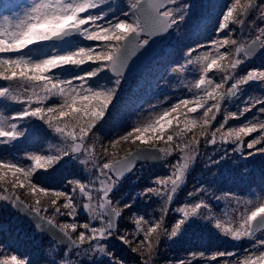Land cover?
Wrapping results in <instances>:
<instances>
[{
  "label": "snow or ice",
  "instance_id": "obj_1",
  "mask_svg": "<svg viewBox=\"0 0 264 264\" xmlns=\"http://www.w3.org/2000/svg\"><path fill=\"white\" fill-rule=\"evenodd\" d=\"M193 7L187 0H29L20 12L0 17V81L7 82L0 85V105H21L11 114L0 111V202L27 207L37 218V228L50 235L53 244L43 257L45 264H126L112 250L113 239L137 254L138 264H156L161 240L179 238L200 220L212 223L233 241L252 242L242 256L218 251L210 260L264 264V194L256 193L254 199L232 193L215 196L200 186L187 193L196 199L176 207L177 217L171 226L166 223L174 199L201 154V139L205 147H215L207 167L218 165L230 153L245 160L264 153V68L240 72L242 65L264 51V0H229L213 37L206 44L189 47L183 63L171 68L181 76L198 73L194 82L184 85L192 98L180 97L152 111L146 120L101 145V153L96 151L99 126L109 118L120 125L113 101L131 60L156 38H166L187 24ZM101 74H106L110 86L99 83ZM252 83L259 91L243 95ZM241 96L237 110L225 107L218 121L222 106ZM53 100L57 102L49 103ZM242 118V126L225 130L230 120ZM43 128L59 143L47 153L26 151L17 158L13 146ZM257 132L260 135L245 144V137ZM121 143L137 146L124 156L109 152V147L115 149ZM216 152L218 159L213 158ZM173 156L176 159L167 162ZM150 161L166 162L169 174L154 178V186L131 199L127 194L117 199L123 181L137 164ZM60 167L72 171L61 178L63 188H53L54 173ZM17 190H26L34 197L33 203L26 205ZM152 197L162 202L159 219L149 220L133 211L138 198ZM211 199L234 203L233 214L220 218ZM126 214L134 227L121 231ZM60 217L65 219L57 223ZM197 255L205 257L203 252L191 253L190 259L167 264H193ZM0 264L34 261L30 255L0 245Z\"/></svg>",
  "mask_w": 264,
  "mask_h": 264
},
{
  "label": "rangeland",
  "instance_id": "obj_2",
  "mask_svg": "<svg viewBox=\"0 0 264 264\" xmlns=\"http://www.w3.org/2000/svg\"><path fill=\"white\" fill-rule=\"evenodd\" d=\"M29 0H17L13 2L3 16H12L14 13L20 12L21 9L27 5ZM122 3L123 0H120ZM188 3L194 5L191 9L192 13L194 14L192 19L187 23L180 26L179 29L175 30L172 33V37L170 42L167 46L162 49V52L159 56H157L148 66H146L141 72H139L133 78H129L128 80H123L120 88L117 92V95L113 101L115 104V109L113 112H119L121 117L120 125L117 127L115 126V122L110 121L109 124L113 125L112 134L113 138L115 135L122 134L123 132L127 131L128 128L137 121L146 120L152 111H158L160 108L164 106H170L174 102H178L180 97L184 98H192V93H189L187 88L184 86L189 82H194L196 78H198V73L189 71L183 76L178 74H173L171 72V68L178 66L179 63H183L185 59V55L188 51L189 47H194L197 42L200 43H207L210 38L213 37L216 23L220 18V14L222 11L226 9V5L229 3V0H187ZM1 16V17H3ZM254 17V14H253ZM253 17H250L252 19ZM223 35V34H221ZM209 50V49H201L200 51ZM198 53H193V55H197ZM86 67V66H85ZM250 68H264V52L254 61L252 64L247 65L245 67L241 66L240 72L243 74L246 72L247 69ZM210 76L213 73H209ZM183 80V83L181 82ZM99 83L101 85L110 86V81L107 78L106 74H101V78L99 79ZM4 84H7L5 82ZM0 83V85H4ZM259 91V86L255 83H252L246 86V91L243 95L253 94ZM123 94L121 95V93ZM120 96V97H119ZM124 98V99H123ZM123 99V100H121ZM243 100V96L239 100H236L233 103H225L222 106L221 114L218 115V121H222L223 115L225 114L223 109L226 107L228 111H236L237 105L241 103ZM57 102L55 100L50 101L49 103ZM151 105H158L157 109H152ZM7 106H2L0 111H4L7 114H11L13 112L9 111ZM202 111V110H201ZM255 109H253L252 113H248L247 116L251 117ZM197 113L195 115H199ZM264 118V117H262ZM244 119L241 120H230L229 123L226 125L225 130L228 127H239L242 126ZM214 126H218L216 122H213ZM108 125L99 126V131L102 127H107ZM199 131V130H197ZM100 133V132H99ZM98 133V136H99ZM48 134L43 139L47 138L49 141H56L55 144L58 143V139L53 137L46 128L40 130L37 135L29 134L27 139H22L17 142L15 145L20 146L21 151L17 153L13 150V154L20 158L22 157L25 152L43 151V145L40 142H37V138L41 137L42 135ZM192 134L189 133V136ZM260 133H253L249 137H245V144L248 140L259 136ZM100 138L97 143L100 142ZM36 141V142H35ZM125 145H132L131 143H124ZM13 146V148L15 147ZM98 153L102 152L101 145L99 144ZM135 147L137 145H134ZM226 148H231L232 145H226ZM257 147H260L258 145ZM111 148V147H110ZM135 149V148H134ZM133 149V150H134ZM207 147L204 146L203 141L201 140L200 152L201 154L195 161V163L190 168V171L187 175V183L184 185V189H187V193L190 191H194L195 188L204 186L210 190L212 194L215 196H222L225 193H232L238 194L244 198H255L256 193L264 194V178H260L256 183L248 185L250 187L242 189L240 187V183L234 182L233 184H227L231 178H238L240 177V162L244 159L240 157L239 154H232L230 153L228 158L223 160L218 165H214L211 167L199 166L197 165L198 161L200 162L201 159H205L208 162V157L213 155L214 151H206ZM109 152H113L114 149H108ZM119 151L117 156L122 153L126 152L127 148L121 147L117 148ZM245 152L249 151L245 147ZM264 153H257L255 156L263 155ZM126 155L123 154L121 156ZM179 153L176 154L178 156ZM220 153L216 152L213 158L218 159ZM176 156L169 157L167 162H171L172 160L176 159ZM166 162L162 161L158 165H152L155 168L151 170L153 174H160L159 177H165L169 174L170 169L166 168ZM145 165V164H144ZM217 166V168H216ZM203 167V168H201ZM206 167V170H205ZM237 168V170L234 169ZM143 165H139V167L135 170V180L139 178L144 180L142 176H145L146 171L143 170ZM208 168L209 170H213L215 176L218 179L211 178L209 176L208 179L201 180L200 176L203 177L205 175V171ZM232 170V172H230ZM256 172H259L261 169L255 168ZM204 171V172H203ZM150 172V173H151ZM217 172V173H216ZM197 176L194 178L193 174ZM228 181H224L225 179ZM191 179V181H189ZM219 179L221 181H219ZM153 179H150V183ZM152 184V183H151ZM153 185V184H152ZM127 184H122L120 190L126 187ZM53 188H63V185H58L57 187ZM18 195L21 199L26 201L28 204H32L34 201V197L27 194L26 190H17ZM181 192H179L178 196L176 197L177 206L174 207V210L178 206H182L184 203L193 202L196 197L188 198L187 194L183 199L180 198ZM120 193L116 194V198L120 197ZM210 203L212 205L213 211L222 219H228L229 216L233 214V209L236 208L234 203H229L227 200H220L217 201L216 199H211ZM0 211L3 212V209L6 211V214L3 216V219L0 221V230L6 229L8 227L15 228L16 233H19L23 238L28 240V244H30L33 248L30 249H22V254H31V258L34 261V264H45L40 261L43 259L46 251L52 246L53 241L49 238H45L42 236L35 226L32 223L27 222L23 219L22 216L18 215L14 210L11 208V203L9 202H0ZM243 208H240L242 211ZM176 213V212H175ZM238 214V213H237ZM43 215V213H41ZM127 215L124 220L121 221V227L129 220L127 219ZM176 213V217H177ZM64 217H60L57 219V223H60L64 220ZM80 219H84L83 215ZM127 222V223H128ZM128 228V227H126ZM113 242V241H112ZM111 242V243H112ZM159 247V256L156 260V264H167L168 261H177L179 259H190L191 253H205V257L201 258L199 255L193 260V264H221L223 258H220L217 261L210 260V256L218 251H232L237 252L241 256L244 254V250L250 246L252 243L251 241L245 239L239 242L231 240L229 237L222 235L218 230H216L212 223L200 220L197 223L193 224L188 230L179 238L174 240H167L166 238L161 240ZM112 246V245H111ZM31 252V253H28Z\"/></svg>",
  "mask_w": 264,
  "mask_h": 264
},
{
  "label": "trees",
  "instance_id": "obj_3",
  "mask_svg": "<svg viewBox=\"0 0 264 264\" xmlns=\"http://www.w3.org/2000/svg\"><path fill=\"white\" fill-rule=\"evenodd\" d=\"M17 0H0V17L5 15L6 12L8 11L9 6L13 3L16 2ZM0 83L4 84L5 82L0 81ZM6 85V84H4ZM123 94V92L121 93V95ZM120 97V96H119ZM124 99V98H123ZM121 99V100H123ZM4 106V105H0V108ZM6 108H9V106H7ZM21 105H11V107L9 108V111L11 112H15L20 110ZM112 121L110 118L107 122L103 123L104 125H108L106 128L102 127V129H100V133H99V138L101 139L99 143L96 142V150H99L100 147V143L107 145L108 141L113 139V134H112V128L113 125L109 124V122ZM113 122V121H112ZM45 136H48V134L42 135L41 137L37 138V142H40L44 147L43 150L47 153L52 146L56 145V141H49V139L45 138L43 139ZM203 141V139H201ZM35 141V142H36ZM59 143V141H58ZM121 147H125L127 148V151L129 149H134L135 146L134 145H125L124 143H121L120 145L117 146V148H121ZM117 148L114 149V151L116 153H118L119 151L117 150ZM108 149H111L110 147ZM13 150L17 153L18 151H21L20 146L15 145V147L13 148ZM12 150V151H13ZM215 147H207L206 151L207 152H211L214 151ZM126 152H122L120 153L117 157L127 153ZM203 153V151H201ZM98 153V152H97ZM6 154V153H5ZM199 166H205L207 164V161L205 159H201V161L197 162ZM143 165V170L146 171L145 174L146 178L148 179V181L145 179V176H142V178L144 180H141L140 178L138 180H135V171L128 177L126 178L122 184H127V186L124 188H122L118 193H120V195H124L127 194V197L129 199H131L135 193L142 191L145 187L148 186H154L150 183V179H154L159 177L160 174H153V172H151V170L153 168H155L152 165H144L141 164V166ZM139 167V166H138ZM207 167V166H206ZM205 167V170H206ZM203 168V167H201ZM212 168V167H211ZM217 168V166H216ZM255 168H259L261 169L259 172H256ZM210 168H208L207 170H209ZM235 170H237V168L234 167ZM240 177L238 178V181H236V178H231L229 181L226 178L224 181H228L227 184H233L234 182H238L240 183V187H242V189L248 188L251 184L256 183L260 178H264V154L263 155H259V156H255V157H251L248 159H244L240 162ZM71 169L67 168V167H60L57 168V171L54 173V181L52 182V185L54 187H57L58 185H63V183L61 182V178L62 177H66V176H70L71 174ZM151 172V173H150ZM204 172V171H203ZM230 172H232V170H230ZM217 173V172H216ZM197 175L194 173L193 177L195 178ZM210 177V179L213 177L215 179H218L217 176L214 175L213 170H209L205 171V175L203 177L200 176L201 180H205L208 179V177ZM189 181H191V179H189ZM219 181H221L219 179ZM222 182L221 183H225ZM70 187V186H69ZM180 198L179 199H183L185 197V195L187 194V189L182 188V190L180 191ZM176 199V198H175ZM174 199L170 209H169V213L167 215V219H166V223L171 226V224L173 223L174 219L176 218V213L174 210V207L177 206L176 200ZM161 200L156 198V197H152L150 200H146V199H137L136 204L134 205V209L133 211H137L138 210V214L139 215H144L146 219L149 220H155V219H159L160 215H161ZM1 207V206H0ZM6 214V211L3 209V212L0 211V221L3 219V216ZM128 222V221H127ZM125 223L122 227H121V231L124 230V228L128 227L127 229L132 230L134 225L130 222ZM46 238V237H45ZM142 238V237H141ZM113 241V242H112ZM111 242V248L114 252H116L118 255H120L123 259L126 260V264H138L139 261V257L137 256V254L132 253L130 251V249H128L126 246L122 245L119 241L113 239ZM162 243V242H161ZM0 245L5 246L6 249L21 253L22 249H30L33 248L30 244H28V240H26L25 238H23L19 233H16L15 228H12L11 226L6 228V229H2L0 230ZM31 253V252H28ZM29 255V254H28ZM31 255V254H30ZM40 261H42V263H45L43 259H41ZM38 264H40L38 262Z\"/></svg>",
  "mask_w": 264,
  "mask_h": 264
},
{
  "label": "water",
  "instance_id": "obj_4",
  "mask_svg": "<svg viewBox=\"0 0 264 264\" xmlns=\"http://www.w3.org/2000/svg\"><path fill=\"white\" fill-rule=\"evenodd\" d=\"M172 37V34L168 35L166 38L164 37H158L156 38V42L154 44H152L149 48H147L146 50H143L140 54H138L135 58H133L130 62V66L127 68L126 70V75L124 77L123 80H128L129 78H133L134 76H136L139 72H141L146 66H148L154 58H156L157 56H159L161 54L162 49L167 46L170 42V39ZM264 51H261L256 57L255 59L249 61L246 65H242V67H245L247 65L252 64L254 61H256V59L263 53ZM135 150V149H134ZM162 162V161H161ZM161 162H147V163H143V164H152V165H158ZM141 165V164H137L136 168ZM132 174V173H131ZM129 174L127 176V178L131 175ZM21 199V198H20ZM23 200V199H21ZM24 201V200H23ZM26 205H28V203L26 201H24ZM11 208L14 210V212H16L18 215L22 216L23 219H25L27 222L32 223L35 228L37 229V231L44 237H47L49 239L50 235L49 234H44L42 233L36 226V216L29 211V209L25 206H19V207H14L11 204ZM52 240V239H51ZM53 241V240H52Z\"/></svg>",
  "mask_w": 264,
  "mask_h": 264
}]
</instances>
